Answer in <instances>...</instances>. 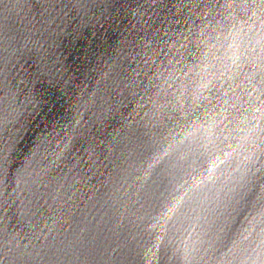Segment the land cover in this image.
Wrapping results in <instances>:
<instances>
[{
	"label": "clouds",
	"instance_id": "1",
	"mask_svg": "<svg viewBox=\"0 0 264 264\" xmlns=\"http://www.w3.org/2000/svg\"><path fill=\"white\" fill-rule=\"evenodd\" d=\"M0 264H264V0H0Z\"/></svg>",
	"mask_w": 264,
	"mask_h": 264
}]
</instances>
